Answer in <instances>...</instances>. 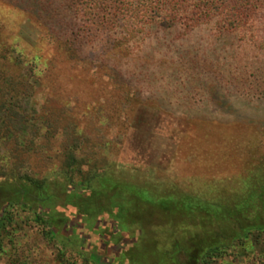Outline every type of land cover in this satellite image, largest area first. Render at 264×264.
Segmentation results:
<instances>
[{"label": "rangeland", "instance_id": "374dc122", "mask_svg": "<svg viewBox=\"0 0 264 264\" xmlns=\"http://www.w3.org/2000/svg\"><path fill=\"white\" fill-rule=\"evenodd\" d=\"M34 2L0 0V49L7 56L0 58V108L19 97L29 124L7 132L0 110V188L29 177L62 195L111 174L116 183L200 198L218 180V194L238 190L264 163L263 24L232 32L213 25L92 32L60 0ZM104 201L94 208H105ZM11 212L0 264L114 263L109 239L82 246V237L64 231L52 240L30 210ZM134 212L140 220L141 208ZM170 229L152 228L136 256L161 252V234ZM258 254L235 262L263 264Z\"/></svg>", "mask_w": 264, "mask_h": 264}, {"label": "trees", "instance_id": "16d2710c", "mask_svg": "<svg viewBox=\"0 0 264 264\" xmlns=\"http://www.w3.org/2000/svg\"><path fill=\"white\" fill-rule=\"evenodd\" d=\"M60 1L65 10L72 11L75 19L92 32L122 28L146 34L154 29L191 31L209 25L232 32L255 29L257 23L264 25V0ZM34 4L39 6L38 0ZM0 58H7L3 49ZM20 63L23 62H17ZM12 86L15 87L14 83ZM12 98V102L3 100L0 108L7 114L6 119H1V126L10 133L29 127L27 111L19 97ZM107 176L98 181V186H94V177L85 182L84 191L68 187L62 195L53 192L45 180L29 177L21 185L15 182L10 188L1 187L0 251H4L2 232L14 219L11 211L22 207L34 213L37 223L48 228L44 231L49 239L55 240L64 231L68 238L82 237V246L94 243L97 236L109 239V246L117 250L111 264H241L235 259L257 253L255 261L264 264V163L240 180L238 190L220 195L218 180L208 183L202 198L156 184L116 183L113 175ZM102 199L108 205L94 208V203L103 204ZM138 207L142 213L140 220L134 212ZM94 218L98 219L95 225ZM122 223L126 224L125 229L121 228ZM168 225L172 232L161 234L164 236L160 240L161 252L154 248L147 258L139 259L136 249L149 242L152 228ZM134 227H138L137 235L130 234ZM103 228L112 230V237L103 233ZM165 242L170 243L166 246ZM61 255L64 257L65 252ZM229 258L232 260L228 261Z\"/></svg>", "mask_w": 264, "mask_h": 264}]
</instances>
